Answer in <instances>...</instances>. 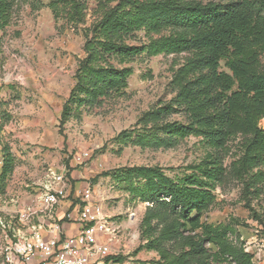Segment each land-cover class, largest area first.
Listing matches in <instances>:
<instances>
[{
    "label": "trees",
    "instance_id": "trees-1",
    "mask_svg": "<svg viewBox=\"0 0 264 264\" xmlns=\"http://www.w3.org/2000/svg\"><path fill=\"white\" fill-rule=\"evenodd\" d=\"M32 4L37 9L41 2ZM86 6L85 0L47 3L55 20L73 26L83 21ZM17 10V0H0V31ZM93 14L81 29L85 55L60 126L73 106L97 107L122 93L132 73L127 64L140 54L182 55L169 82L173 98L142 112L135 127L116 139L169 149L194 136L203 147L201 157L175 176L158 165L114 171L129 200L145 203L139 223L145 243L136 252L153 250L157 258L142 264H255L236 229L243 224L238 217L215 224L203 213L217 185L236 180L249 206L264 182V0H97ZM229 157L227 171L223 162ZM8 168L4 151L1 176Z\"/></svg>",
    "mask_w": 264,
    "mask_h": 264
},
{
    "label": "rangeland",
    "instance_id": "rangeland-1",
    "mask_svg": "<svg viewBox=\"0 0 264 264\" xmlns=\"http://www.w3.org/2000/svg\"><path fill=\"white\" fill-rule=\"evenodd\" d=\"M35 1L41 5L32 9ZM49 1L17 0L18 10L0 31V143L9 166L4 175L0 171V264L6 240L21 227L17 224L19 211L38 205L39 193L57 169L66 171L72 185L68 203H79L77 190L85 182L90 184L107 220L117 226L113 253L123 257L120 261L142 264L153 260L157 258L153 250L136 252L145 243L139 227L145 203L129 200L127 185L114 171L132 165H158L175 176L201 157L203 147L194 136L169 149H142L116 136L133 129L149 107L173 98L169 82L182 55L140 54L127 64L132 73L122 93L111 95L97 107L73 106L71 117L60 126L77 63L85 55L81 29L93 22L97 0H85V16L77 26L55 20L47 7ZM137 37L144 40L142 32ZM261 62L264 65V56ZM259 124L264 128V117ZM82 152L89 156L78 164L75 158ZM231 159L223 162L227 171ZM241 187L234 179L217 185L215 200L203 219L218 224L238 217L243 224L236 229L245 249L252 253L255 264H264V182L249 206ZM248 207L255 211L254 217Z\"/></svg>",
    "mask_w": 264,
    "mask_h": 264
},
{
    "label": "built area",
    "instance_id": "built-area-1",
    "mask_svg": "<svg viewBox=\"0 0 264 264\" xmlns=\"http://www.w3.org/2000/svg\"><path fill=\"white\" fill-rule=\"evenodd\" d=\"M88 156L82 152L75 158L76 163H84ZM3 161L4 149L0 143V171ZM50 177L39 193L38 205L19 211L17 224L21 227H17L15 235L1 249L2 264H131L127 259L120 261L113 253L117 226L107 220L90 184L85 182L77 190L80 202L73 205L66 199L72 187L66 171L57 169ZM64 203L76 207L78 226L74 234L64 233L56 217V207ZM65 217L71 215L67 213Z\"/></svg>",
    "mask_w": 264,
    "mask_h": 264
},
{
    "label": "crops",
    "instance_id": "crops-1",
    "mask_svg": "<svg viewBox=\"0 0 264 264\" xmlns=\"http://www.w3.org/2000/svg\"><path fill=\"white\" fill-rule=\"evenodd\" d=\"M67 203L56 207V217L60 221L63 231L66 234H74L77 230L78 222L76 216V207H67ZM69 213L70 218H66L65 215ZM37 220V219H36Z\"/></svg>",
    "mask_w": 264,
    "mask_h": 264
}]
</instances>
